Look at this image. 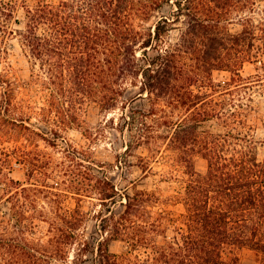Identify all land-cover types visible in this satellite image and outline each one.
<instances>
[{"label":"trees","instance_id":"trees-1","mask_svg":"<svg viewBox=\"0 0 264 264\" xmlns=\"http://www.w3.org/2000/svg\"><path fill=\"white\" fill-rule=\"evenodd\" d=\"M0 31L18 37L30 65L25 92L9 65L0 67L1 129L56 147L68 129L96 140L83 117L94 102L121 111L130 138L123 155L147 146L141 167L149 171L162 136L145 132L153 117L167 131L163 153L170 177L182 181L184 207L173 215L155 191L117 188L111 171L125 156L111 163L73 148L68 178L52 185L43 151H23L28 183L1 164L0 264H238L243 249L264 264V121L244 119L247 102L217 98L213 78L229 72L223 91L231 94L245 63H263L264 0H0ZM215 119L225 132L204 129ZM69 194L72 207L64 204ZM87 198L99 208L85 210ZM112 241L124 249L111 251Z\"/></svg>","mask_w":264,"mask_h":264},{"label":"rangeland","instance_id":"rangeland-1","mask_svg":"<svg viewBox=\"0 0 264 264\" xmlns=\"http://www.w3.org/2000/svg\"><path fill=\"white\" fill-rule=\"evenodd\" d=\"M16 17L23 20L22 9H19L16 13ZM14 28H19L17 24H13ZM231 29L235 32L240 29L237 24H232ZM2 38V39H1ZM2 40V41H1ZM0 49L6 51L1 56L3 57V64H8L11 69L12 78L22 85V90L25 92L26 83L30 80V65L20 45L18 37L9 36L4 37L0 31ZM241 75L243 80L239 81L241 85L234 87V91L230 94L225 93V90L229 85H225L226 81L230 80L231 74L227 71L216 70L213 72V78L215 83L219 84L217 98L231 97L236 102H247L249 106L244 107L245 116L244 119L248 123H255L264 121V56L263 63L259 62H247L241 69ZM236 83H232L234 85ZM137 89L131 88L130 93L135 92ZM223 91V93L221 92ZM252 99V100H250ZM143 100H137L135 107L138 109H148V106L144 104ZM252 107H251V106ZM84 118L88 125L97 133L96 140L87 138L82 131L77 129H68L64 132V139L58 141V146H53L46 143L44 140L27 139L25 135L15 130H3L0 127V177H1V164H4L3 172L15 181L22 183H28L29 178L27 173L29 167L26 164L20 163L18 158L19 154L23 151L31 152V154H37V148L43 151L46 158L51 163L52 173L56 178H50L49 183L53 185L56 181H61L64 177L68 178L67 170L71 166L69 155L73 148L79 150H86L92 154V156L99 161H106L115 163L117 157L125 156L126 144L129 142V132L126 130L123 132L120 129L119 116L120 110L111 112H102L97 103L90 102L86 105L84 111ZM113 119V120H112ZM108 120V121H107ZM111 120V121H110ZM145 132L160 131L161 138L158 141L159 151L156 154V158L152 159V170L144 171L141 167V157L148 156L151 152L147 146L133 149L129 155L125 156L124 159L127 161L122 167H115L111 171V178L116 183L117 188L123 190L124 187L133 186L134 183L138 188L147 189L150 191L157 192L164 200L160 207H164L172 211L173 215H179L183 212L184 207L179 203V195L182 192V181L178 179H172L169 160L164 155L163 151L166 147V139L164 138L167 134L166 129L163 127H157L154 118H148L147 125L143 126ZM142 128V126H141ZM204 129L210 130L215 133H223L227 130L225 123L215 119L208 121L204 124ZM238 129L246 131L239 126ZM138 132V131H136ZM139 133V132H138ZM259 136H262V132L259 131ZM38 145V146H37ZM207 168V161L202 157L196 158V169L199 172H205ZM179 179L182 174L176 172ZM54 177V176H53ZM32 182H34L32 180ZM69 194L64 199V204L67 207L75 205L76 200ZM85 210H94L99 208L95 199L87 198L83 202ZM115 211L119 212L122 210V205L118 203L114 207ZM46 225L42 224L39 229L37 236H41L45 233ZM110 249L113 252L120 253L124 249V243L122 241H112L110 243ZM238 264H258L256 262L255 255L248 249H243L240 252V259Z\"/></svg>","mask_w":264,"mask_h":264}]
</instances>
